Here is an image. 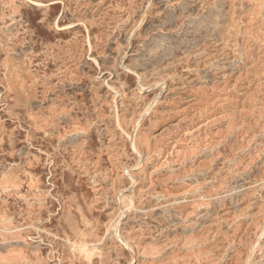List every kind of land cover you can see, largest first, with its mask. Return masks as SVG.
<instances>
[{
  "label": "rangeland",
  "instance_id": "obj_1",
  "mask_svg": "<svg viewBox=\"0 0 264 264\" xmlns=\"http://www.w3.org/2000/svg\"><path fill=\"white\" fill-rule=\"evenodd\" d=\"M0 264H264V0H0Z\"/></svg>",
  "mask_w": 264,
  "mask_h": 264
},
{
  "label": "bare ground",
  "instance_id": "obj_2",
  "mask_svg": "<svg viewBox=\"0 0 264 264\" xmlns=\"http://www.w3.org/2000/svg\"><path fill=\"white\" fill-rule=\"evenodd\" d=\"M132 254V253H131Z\"/></svg>",
  "mask_w": 264,
  "mask_h": 264
}]
</instances>
